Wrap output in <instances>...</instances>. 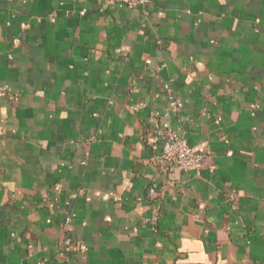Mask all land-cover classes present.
Instances as JSON below:
<instances>
[{"label": "crops", "instance_id": "0c3cea01", "mask_svg": "<svg viewBox=\"0 0 264 264\" xmlns=\"http://www.w3.org/2000/svg\"><path fill=\"white\" fill-rule=\"evenodd\" d=\"M0 264H264V0H0Z\"/></svg>", "mask_w": 264, "mask_h": 264}, {"label": "built area", "instance_id": "2783aa9c", "mask_svg": "<svg viewBox=\"0 0 264 264\" xmlns=\"http://www.w3.org/2000/svg\"><path fill=\"white\" fill-rule=\"evenodd\" d=\"M111 1L122 2L128 7L148 2V0ZM171 105L181 106L173 96H171ZM146 142L152 151L157 154L158 161L170 170L171 179H174L172 171L176 168L199 172L204 166L205 154L195 152L184 135H180L171 129L163 128L159 124L153 127ZM149 193L151 196H156L158 193L157 187L155 185L152 186L149 189ZM147 220L154 224L156 217ZM64 244L70 246L72 244L71 239L67 238Z\"/></svg>", "mask_w": 264, "mask_h": 264}, {"label": "clouds", "instance_id": "9594fccd", "mask_svg": "<svg viewBox=\"0 0 264 264\" xmlns=\"http://www.w3.org/2000/svg\"><path fill=\"white\" fill-rule=\"evenodd\" d=\"M196 259H199V260H204V256L201 255L200 257L196 258Z\"/></svg>", "mask_w": 264, "mask_h": 264}]
</instances>
